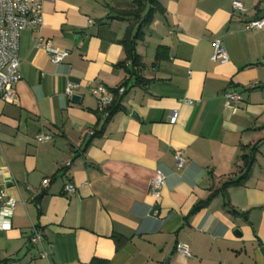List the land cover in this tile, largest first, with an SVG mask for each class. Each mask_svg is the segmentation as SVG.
Returning a JSON list of instances; mask_svg holds the SVG:
<instances>
[{
    "label": "crops",
    "instance_id": "obj_1",
    "mask_svg": "<svg viewBox=\"0 0 264 264\" xmlns=\"http://www.w3.org/2000/svg\"><path fill=\"white\" fill-rule=\"evenodd\" d=\"M237 1L244 11L233 0H157L136 75L123 40L139 19L119 14L134 0L44 1L40 34L68 54L53 64L35 30L20 33L22 78L13 102L0 98V191L15 199L0 264H264V29L245 27L264 17V0ZM215 38L225 63L210 60ZM98 84L126 88L112 115L91 93ZM227 90L243 97L236 112ZM244 155L254 157L248 177L224 187L244 173ZM157 170L159 198L149 192ZM34 226L47 258L30 242Z\"/></svg>",
    "mask_w": 264,
    "mask_h": 264
},
{
    "label": "built area",
    "instance_id": "obj_2",
    "mask_svg": "<svg viewBox=\"0 0 264 264\" xmlns=\"http://www.w3.org/2000/svg\"><path fill=\"white\" fill-rule=\"evenodd\" d=\"M45 0H0V98L13 102L15 100L14 85L22 78L20 72V61L18 56L20 33L26 29H33L38 34L34 37V47L44 48L50 61L53 64L61 63L68 54L67 50L58 49L49 46L44 42V38L40 34L43 25V3ZM232 6L235 10L244 11L241 2L233 0ZM92 23L93 21L90 20ZM245 27L249 30L264 29V17L251 20L245 23ZM213 52L210 56L212 62L225 63L228 61V54L224 44L220 38L213 40ZM78 84L68 82L65 88V94L71 97ZM126 91L125 86L121 85L113 91L103 85H95L92 87L91 93L98 101L101 112L108 116L107 108L110 106L115 95H123ZM224 104L232 112H236L238 104L243 100L240 93L227 90L223 93ZM189 101V100H187ZM190 102V101H189ZM178 118V110L173 109L170 114V122L175 123ZM52 136L41 133L36 139L39 142L50 139ZM175 165L180 168L184 165L185 160L181 151L174 153ZM50 182L49 178L42 181L43 186H47ZM166 183V175L157 170L153 178L149 192L155 198H159L161 190ZM72 184H65L64 191L68 194L75 192ZM15 207V199L0 191V230H9L12 226V218ZM42 231L33 227L30 235V242L41 246V256L47 258L48 251L42 245ZM177 252L183 256L191 255L189 246L184 243L177 245ZM9 264H18L11 262Z\"/></svg>",
    "mask_w": 264,
    "mask_h": 264
},
{
    "label": "trees",
    "instance_id": "obj_3",
    "mask_svg": "<svg viewBox=\"0 0 264 264\" xmlns=\"http://www.w3.org/2000/svg\"><path fill=\"white\" fill-rule=\"evenodd\" d=\"M144 1H146V8H144ZM134 5L136 6V8H132L130 10H124V11H120L119 14H121V16L123 15H127V16H135L136 19H139V23L137 25V31L134 35L128 36L123 40V45L125 46L126 52L128 54V58L131 59L132 64L137 67L136 69L133 70V73H135V75L138 73V70L141 68V59L138 56V54L135 52V45L138 39H141L143 36V28L147 27L152 18L154 13H156L159 9H162L160 7V4L157 2V0H134ZM144 8V12L142 13ZM143 14V16H141ZM137 79H139L137 77ZM125 85V84H124ZM121 98L118 97L117 95H115L114 99L112 100L110 106L107 108L108 111V116L112 115L114 112H116L117 110L121 109ZM253 149H255V147H253ZM244 159V163H245V171L244 173L241 175V177L233 182H225L223 184L224 187H226L227 185L234 183V184H242L245 179L248 177L249 175V170L251 168V165L254 161V157L253 155H244L243 156ZM201 207V206H198Z\"/></svg>",
    "mask_w": 264,
    "mask_h": 264
},
{
    "label": "water",
    "instance_id": "obj_4",
    "mask_svg": "<svg viewBox=\"0 0 264 264\" xmlns=\"http://www.w3.org/2000/svg\"><path fill=\"white\" fill-rule=\"evenodd\" d=\"M71 100H73V101H78L79 98H78L77 95H73V96L71 97ZM131 116H132L133 118H135V119H138V118H139V116H138L136 110H133V111H132ZM156 211H157V206H155V207L153 208L152 213H155Z\"/></svg>",
    "mask_w": 264,
    "mask_h": 264
}]
</instances>
